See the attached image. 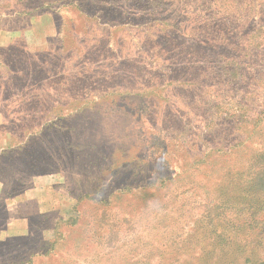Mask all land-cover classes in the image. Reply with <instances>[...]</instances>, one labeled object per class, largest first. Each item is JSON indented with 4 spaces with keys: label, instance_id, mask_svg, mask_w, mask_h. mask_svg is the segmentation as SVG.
Masks as SVG:
<instances>
[{
    "label": "rangeland",
    "instance_id": "rangeland-1",
    "mask_svg": "<svg viewBox=\"0 0 264 264\" xmlns=\"http://www.w3.org/2000/svg\"><path fill=\"white\" fill-rule=\"evenodd\" d=\"M259 150L264 0H0V264H225Z\"/></svg>",
    "mask_w": 264,
    "mask_h": 264
},
{
    "label": "trees",
    "instance_id": "trees-1",
    "mask_svg": "<svg viewBox=\"0 0 264 264\" xmlns=\"http://www.w3.org/2000/svg\"><path fill=\"white\" fill-rule=\"evenodd\" d=\"M224 72L238 71L224 69ZM238 104L239 110L242 102ZM250 147L246 145L245 149L237 148L235 152L242 154ZM253 158L245 168L221 167L227 179L223 178L220 181L223 184L213 188L220 199L204 204L199 220L203 224L199 229H205L211 248L207 256L219 251L225 264H240L236 257L239 251L246 256L241 264H264V150L257 151ZM49 256L55 255L50 253Z\"/></svg>",
    "mask_w": 264,
    "mask_h": 264
},
{
    "label": "crops",
    "instance_id": "crops-1",
    "mask_svg": "<svg viewBox=\"0 0 264 264\" xmlns=\"http://www.w3.org/2000/svg\"><path fill=\"white\" fill-rule=\"evenodd\" d=\"M9 228H10V226H8ZM11 228H13V227H11Z\"/></svg>",
    "mask_w": 264,
    "mask_h": 264
}]
</instances>
